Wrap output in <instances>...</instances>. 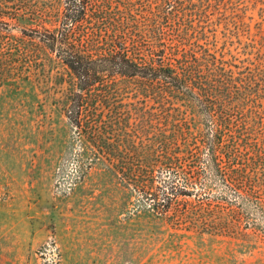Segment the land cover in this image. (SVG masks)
<instances>
[{"label": "trees", "instance_id": "obj_1", "mask_svg": "<svg viewBox=\"0 0 264 264\" xmlns=\"http://www.w3.org/2000/svg\"><path fill=\"white\" fill-rule=\"evenodd\" d=\"M231 1L50 0L27 20L40 27L28 47L10 48L46 52L52 103L93 162L133 172L144 195L160 171L186 185L207 171L235 193L234 229L245 237L257 222L246 233L242 212L264 220V68L238 66L228 36L218 38L220 17L236 19ZM135 133L148 145L135 146Z\"/></svg>", "mask_w": 264, "mask_h": 264}, {"label": "rangeland", "instance_id": "obj_2", "mask_svg": "<svg viewBox=\"0 0 264 264\" xmlns=\"http://www.w3.org/2000/svg\"><path fill=\"white\" fill-rule=\"evenodd\" d=\"M49 1L0 3V264H264V220L249 206L241 228L251 234L256 221L255 235L238 236L231 208L240 203L207 171L192 185L160 171L144 195L133 172L115 174L85 154L52 103L46 52L10 48L28 47L40 27L27 20ZM231 2L236 19L220 17L218 38L228 36L238 66L264 68V0ZM135 136V146L148 145Z\"/></svg>", "mask_w": 264, "mask_h": 264}]
</instances>
